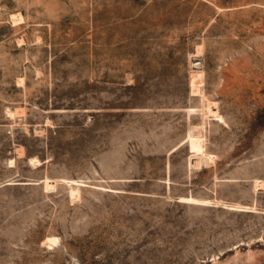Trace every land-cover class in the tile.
<instances>
[{
  "label": "rangeland",
  "instance_id": "obj_1",
  "mask_svg": "<svg viewBox=\"0 0 264 264\" xmlns=\"http://www.w3.org/2000/svg\"><path fill=\"white\" fill-rule=\"evenodd\" d=\"M249 254L264 264V0H0V264Z\"/></svg>",
  "mask_w": 264,
  "mask_h": 264
},
{
  "label": "bare ground",
  "instance_id": "obj_2",
  "mask_svg": "<svg viewBox=\"0 0 264 264\" xmlns=\"http://www.w3.org/2000/svg\"><path fill=\"white\" fill-rule=\"evenodd\" d=\"M199 51L201 50H203V45H200L199 46V49H198ZM203 52V51H202ZM200 54H202V53H200ZM194 90V89H193ZM196 93V92H195ZM203 157H200V156H197V157H194L193 159H192V166H198L202 161H203V159H202ZM211 159H212V157H211ZM13 162V161H12ZM31 164H33V165H37L38 163H40V161L39 160H37L36 158H33V159H31ZM190 165H191V163H190ZM200 167V166H199ZM42 182V184H43V186H44V189H45V191H47V192H50L51 190H53V189H55L56 188V181H53V180H51L50 178H45L44 180H42L41 181ZM40 182V183H41ZM259 184V183H258ZM256 185L255 187L257 188V187H259V186H262V184L260 185ZM70 190H71V194H72V196L73 197H77L78 195H79V191H80V188L79 187H75V186H70ZM78 198V197H77ZM76 198V199H77ZM190 200H192V199H190ZM58 243V239L57 238H48V240H47V244H48V246L49 247H55L56 246V244ZM240 262V261H239ZM239 262L237 263V261L235 262V263H232V264H239ZM242 263V262H241ZM244 264H255V260H254V258L252 257V255L250 256V254H249V256H247V258L245 259V261H244Z\"/></svg>",
  "mask_w": 264,
  "mask_h": 264
}]
</instances>
